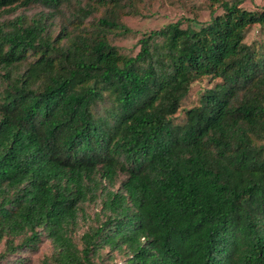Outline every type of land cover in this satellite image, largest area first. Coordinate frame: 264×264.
<instances>
[{
  "label": "trees",
  "instance_id": "1",
  "mask_svg": "<svg viewBox=\"0 0 264 264\" xmlns=\"http://www.w3.org/2000/svg\"><path fill=\"white\" fill-rule=\"evenodd\" d=\"M72 1L0 0V15ZM209 1L223 14L153 31L136 56L108 38L124 25L86 29V8L57 37L0 25V264H29L44 238L43 264H264V46L245 43L264 11Z\"/></svg>",
  "mask_w": 264,
  "mask_h": 264
},
{
  "label": "rangeland",
  "instance_id": "2",
  "mask_svg": "<svg viewBox=\"0 0 264 264\" xmlns=\"http://www.w3.org/2000/svg\"><path fill=\"white\" fill-rule=\"evenodd\" d=\"M91 9H89V7ZM242 7L251 12L264 11V0H245ZM91 10L92 15L84 20L82 24L90 31L95 28L102 29L100 21L107 19L124 25L130 32L123 35V30L113 29L108 38L113 46L118 47L119 51L128 56H136L141 50L140 41L145 35L158 31L170 24L182 23L185 29L189 25L199 28L205 23H209L212 18V12L215 15H222L223 9L216 5L212 6L209 0H107L106 3H97L94 7L90 5L89 0H73L72 3L64 5L58 11L45 8L41 5L30 7H21L6 10L0 15V25L18 22L24 20L30 24L35 20L42 19L47 29L57 37L65 28L72 31L78 26V17L83 19L81 10ZM80 9V10H79ZM81 25V27H82ZM83 27V28H84ZM245 43L256 48L264 46V28L255 25L250 28ZM210 82L207 78L194 83L189 96L184 100L181 111L176 115L177 123H183L185 120V112L199 104V98L203 90L208 88ZM124 176H120L117 181L116 191L120 187L121 180ZM100 201L87 203L86 213L90 220L81 218L79 229L76 231V242L80 244V238L89 229L95 225V217L101 211ZM0 248V252H1ZM53 253V246L47 239H43L39 249L35 253L25 254L29 264H43L47 257ZM123 256L118 255L115 262L109 261V264H122ZM15 260H12L13 264Z\"/></svg>",
  "mask_w": 264,
  "mask_h": 264
}]
</instances>
